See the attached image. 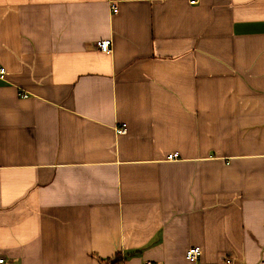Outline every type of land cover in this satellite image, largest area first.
<instances>
[{
	"label": "crops",
	"instance_id": "crops-1",
	"mask_svg": "<svg viewBox=\"0 0 264 264\" xmlns=\"http://www.w3.org/2000/svg\"><path fill=\"white\" fill-rule=\"evenodd\" d=\"M0 64L5 264H263L264 0H0Z\"/></svg>",
	"mask_w": 264,
	"mask_h": 264
},
{
	"label": "built area",
	"instance_id": "built-area-1",
	"mask_svg": "<svg viewBox=\"0 0 264 264\" xmlns=\"http://www.w3.org/2000/svg\"><path fill=\"white\" fill-rule=\"evenodd\" d=\"M195 2L196 1L192 2V4H195ZM112 11L113 13L118 12V8L116 5H112ZM96 47L101 52L109 54L112 52L113 42L111 40H100L97 41ZM5 73V68L0 64V76L4 77L6 75ZM116 133L118 135H126L128 133V126H126L125 124L120 125V127L116 129ZM178 156V154H172L168 159L169 161H173L178 158ZM202 253L203 252L201 251L200 247H191L187 252V261L192 264H197L200 257L202 256ZM5 262L6 259L0 257V264H5ZM262 263L264 264V261ZM224 264H233V261L231 259H227L225 260Z\"/></svg>",
	"mask_w": 264,
	"mask_h": 264
},
{
	"label": "trees",
	"instance_id": "trees-1",
	"mask_svg": "<svg viewBox=\"0 0 264 264\" xmlns=\"http://www.w3.org/2000/svg\"><path fill=\"white\" fill-rule=\"evenodd\" d=\"M121 261H122V256L119 255V256L115 257L113 260H111L109 264H120Z\"/></svg>",
	"mask_w": 264,
	"mask_h": 264
}]
</instances>
